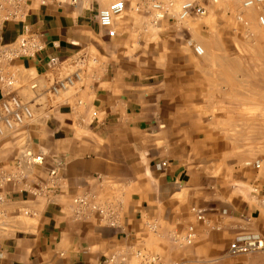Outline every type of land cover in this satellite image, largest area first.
<instances>
[{
  "label": "crops",
  "instance_id": "crops-1",
  "mask_svg": "<svg viewBox=\"0 0 264 264\" xmlns=\"http://www.w3.org/2000/svg\"><path fill=\"white\" fill-rule=\"evenodd\" d=\"M99 11L81 2L37 5L27 18L44 50L13 61L8 71L35 119L0 142V168L10 169L25 147L45 163L20 171L22 179L3 190L0 264H105L142 249L168 254L174 237L197 221L195 212L220 225L217 233L200 236L202 252L195 256L228 255L241 236L264 239V173L255 172L264 171L262 165L220 171L219 162L190 161V117L165 103L168 94L160 91L171 89L166 81L135 78L123 63L124 45L111 51L114 38L99 26ZM24 27L5 24L0 43H16ZM79 70L83 81L75 88L52 93ZM83 197L91 206L118 205V226H109L92 207L78 215L75 200Z\"/></svg>",
  "mask_w": 264,
  "mask_h": 264
},
{
  "label": "rangeland",
  "instance_id": "rangeland-1",
  "mask_svg": "<svg viewBox=\"0 0 264 264\" xmlns=\"http://www.w3.org/2000/svg\"><path fill=\"white\" fill-rule=\"evenodd\" d=\"M116 1H125L127 8L115 19L119 31L118 37L111 41V51L124 45L123 63L142 82H167L169 92L163 88L160 91L168 94L165 103L182 108L180 112L190 117L185 144L190 161L216 166L219 162L220 171H228V166L235 164L255 166L258 170L262 165L263 170L264 25L260 23L263 9L246 8L234 0H199L207 9L204 17L184 25L168 17L155 25L149 7L160 0H78L94 10L106 9ZM195 46H201L205 55L198 56ZM149 76L160 79L146 80ZM33 170L30 166L24 169ZM240 186L242 193L245 188ZM249 190L252 194L256 192L255 188ZM193 214L201 223L191 222L189 229L196 234L192 243L177 246L173 239L168 254L160 248L148 251L159 253L166 261L184 259V264H264V251L237 257L202 253L195 256L197 249L202 252L198 248L200 236L217 233L220 225L217 221L206 222L213 220L206 212Z\"/></svg>",
  "mask_w": 264,
  "mask_h": 264
},
{
  "label": "built area",
  "instance_id": "built-area-1",
  "mask_svg": "<svg viewBox=\"0 0 264 264\" xmlns=\"http://www.w3.org/2000/svg\"><path fill=\"white\" fill-rule=\"evenodd\" d=\"M75 5L78 0H0V29L7 23L20 22L24 27V33L12 45L0 43V142L6 138L17 135L24 127L31 124L35 119V113L30 103L25 102L16 94L18 81L16 75L9 72L13 61L19 58H33L44 50V45L38 37L32 33L26 21L34 5L40 7L60 6L65 3ZM219 1V0H215ZM242 3L246 8L259 7L264 11V0H234ZM125 1H116L108 8L100 10L98 13V24L107 31L110 38L117 36L115 29V19L120 17L126 10ZM155 18V25L165 21L168 17L176 20L178 25H184L190 20L204 17L207 14L206 7L199 0H160L154 1L149 7ZM260 23L264 25V16L260 17ZM198 56L204 55L201 46L194 47ZM83 81L82 70L77 71L58 83L51 91L54 95L69 91ZM33 85L32 88H35ZM45 163L43 155H35L30 149L23 148L11 168H0V204L4 202L3 190L11 183L21 178L20 171H24L26 166L36 167ZM163 168L167 163H162ZM260 168V166H258ZM11 171V172H8ZM17 172V173H16ZM56 175V171L51 173ZM22 179V178H21ZM41 191V190H40ZM264 204V202H263ZM76 213L81 215L86 210L98 212L100 217L111 227L118 226L119 206L116 204L93 205L88 202L87 197L75 200ZM203 218V217H202ZM191 229L183 235L174 237V242L179 246L192 243L195 238ZM264 251V240L256 236L238 237L231 245L228 255L237 257L240 255ZM105 264H184L181 261H166L159 253H153L146 249L132 251L130 253L113 256L106 259Z\"/></svg>",
  "mask_w": 264,
  "mask_h": 264
},
{
  "label": "bare ground",
  "instance_id": "bare-ground-1",
  "mask_svg": "<svg viewBox=\"0 0 264 264\" xmlns=\"http://www.w3.org/2000/svg\"><path fill=\"white\" fill-rule=\"evenodd\" d=\"M205 53H206V52L204 51V55H205Z\"/></svg>",
  "mask_w": 264,
  "mask_h": 264
}]
</instances>
